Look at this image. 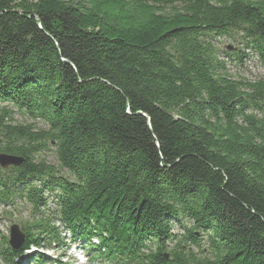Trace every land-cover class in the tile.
I'll return each mask as SVG.
<instances>
[{
  "label": "trees",
  "instance_id": "16d2710c",
  "mask_svg": "<svg viewBox=\"0 0 264 264\" xmlns=\"http://www.w3.org/2000/svg\"><path fill=\"white\" fill-rule=\"evenodd\" d=\"M245 51L264 66V0H0V153L22 160L0 205L30 209L1 262L64 238L102 264H264V79L224 60Z\"/></svg>",
  "mask_w": 264,
  "mask_h": 264
},
{
  "label": "rangeland",
  "instance_id": "374dc122",
  "mask_svg": "<svg viewBox=\"0 0 264 264\" xmlns=\"http://www.w3.org/2000/svg\"><path fill=\"white\" fill-rule=\"evenodd\" d=\"M214 44L217 46L218 50H225L226 52L233 53L238 51V46L228 37L227 35H218L215 36ZM218 51V52H219ZM247 52V56L242 58L241 62H234L228 60V58H224L227 64L229 74L236 78H244L245 80H254L262 78L264 79V66L259 63L258 59L255 55ZM220 58L223 59V54L219 55ZM15 121L18 123H30L31 120L27 119L26 116L15 113L14 115ZM35 126L37 128H47V125L42 121H35ZM54 147L53 145L48 146V150H41L37 154V159H43L45 162L54 165L59 172V174H63L64 176L73 179V176L68 173V171L64 168H60L58 165V161L54 155ZM48 198L51 200L52 192H46ZM15 204L12 206L3 207L0 205V236H6L9 234V227L12 223L21 224L24 223L29 216V205L23 201H20L19 198L14 199ZM173 232L177 235H181L183 233V229L177 225H173ZM199 235V234H197ZM68 237V234L66 235ZM63 244L65 245H51L48 249L43 247H38V249H33L32 251H28L25 255L21 256L20 260H17L20 264H37L36 259H38L39 255H42L43 263L41 264H102L96 260H89L86 252L82 249L81 245H71V241L63 238ZM205 236L201 237V245L203 248L206 247ZM2 241L0 237V242ZM84 251V252H83ZM203 253V252H201ZM33 254L32 259L27 261L26 256ZM0 264H3L1 262Z\"/></svg>",
  "mask_w": 264,
  "mask_h": 264
},
{
  "label": "water",
  "instance_id": "95a60500",
  "mask_svg": "<svg viewBox=\"0 0 264 264\" xmlns=\"http://www.w3.org/2000/svg\"><path fill=\"white\" fill-rule=\"evenodd\" d=\"M21 158L0 153V166L5 168L9 165L18 166L21 163ZM22 231L20 228V224L12 223L9 227V234L8 236V244L11 249H19L23 242Z\"/></svg>",
  "mask_w": 264,
  "mask_h": 264
}]
</instances>
